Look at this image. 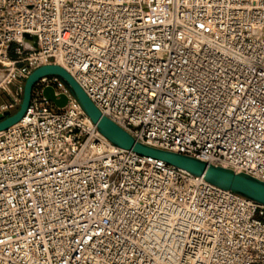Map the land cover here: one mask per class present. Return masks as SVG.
I'll list each match as a JSON object with an SVG mask.
<instances>
[{
    "label": "built area",
    "instance_id": "1",
    "mask_svg": "<svg viewBox=\"0 0 264 264\" xmlns=\"http://www.w3.org/2000/svg\"><path fill=\"white\" fill-rule=\"evenodd\" d=\"M48 64L136 141L264 182V0H0V113ZM0 264H264V204L114 144L43 75L0 131Z\"/></svg>",
    "mask_w": 264,
    "mask_h": 264
},
{
    "label": "water",
    "instance_id": "2",
    "mask_svg": "<svg viewBox=\"0 0 264 264\" xmlns=\"http://www.w3.org/2000/svg\"><path fill=\"white\" fill-rule=\"evenodd\" d=\"M43 75L59 77L68 86L81 108L98 130L114 144L122 148L131 149L142 155L162 159L194 175L203 176L205 180L221 188L232 190L264 204V182L255 177L246 173H236L231 169L213 165L196 157L156 148L136 141L127 131L103 115L72 75L57 64L41 65L28 75L24 82L22 98L18 108L12 113L9 111L0 113V131L16 123L23 116L30 103L33 85ZM43 95L47 100L53 101L59 107L66 102L64 95L56 98L50 87L43 90Z\"/></svg>",
    "mask_w": 264,
    "mask_h": 264
},
{
    "label": "rangeland",
    "instance_id": "3",
    "mask_svg": "<svg viewBox=\"0 0 264 264\" xmlns=\"http://www.w3.org/2000/svg\"><path fill=\"white\" fill-rule=\"evenodd\" d=\"M10 90L12 91V87H10ZM7 97L6 92L0 91V102H2L5 98ZM22 98V97H21ZM18 108V107H17ZM16 108V109H17ZM15 109V110H16ZM15 110H13L12 112H14Z\"/></svg>",
    "mask_w": 264,
    "mask_h": 264
},
{
    "label": "bare ground",
    "instance_id": "4",
    "mask_svg": "<svg viewBox=\"0 0 264 264\" xmlns=\"http://www.w3.org/2000/svg\"><path fill=\"white\" fill-rule=\"evenodd\" d=\"M25 41H26L27 45H31L32 44L29 37H27V39Z\"/></svg>",
    "mask_w": 264,
    "mask_h": 264
}]
</instances>
